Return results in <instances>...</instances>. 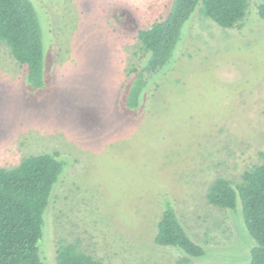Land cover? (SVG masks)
I'll use <instances>...</instances> for the list:
<instances>
[{"label":"rangeland","instance_id":"374dc122","mask_svg":"<svg viewBox=\"0 0 264 264\" xmlns=\"http://www.w3.org/2000/svg\"><path fill=\"white\" fill-rule=\"evenodd\" d=\"M32 2L45 87L29 85L0 41V168L42 154L65 161L45 214L46 263L75 244L104 264H249L256 242L241 209H220L206 194L218 177L236 185L264 163L259 0L231 29L196 12L135 109L123 84L144 58L137 33L163 20L173 0ZM168 204L204 257L155 243Z\"/></svg>","mask_w":264,"mask_h":264},{"label":"trees","instance_id":"16d2710c","mask_svg":"<svg viewBox=\"0 0 264 264\" xmlns=\"http://www.w3.org/2000/svg\"><path fill=\"white\" fill-rule=\"evenodd\" d=\"M249 6L250 0H173L163 20L137 33L144 58L130 70L123 84L127 106L135 109L148 97L147 76L158 75L171 65L183 30L196 12L231 29L246 17ZM258 12L264 20V0H259ZM0 41L25 69L29 85L44 88L43 32L32 0H0ZM60 160L64 161L57 153L42 154L23 159L13 169L0 168V264H47L41 256L40 242L46 210L64 173ZM206 198L220 209H241L246 229L256 242L249 264H264V163L246 171L236 185L218 177L210 184ZM155 243L179 248L190 258L206 255L204 247L190 237L172 204L163 211ZM56 264L104 263L75 244H62Z\"/></svg>","mask_w":264,"mask_h":264}]
</instances>
